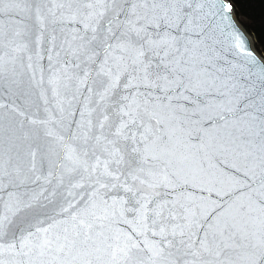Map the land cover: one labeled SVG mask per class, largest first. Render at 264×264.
I'll return each mask as SVG.
<instances>
[{
	"label": "snow or ice",
	"instance_id": "6c2138e0",
	"mask_svg": "<svg viewBox=\"0 0 264 264\" xmlns=\"http://www.w3.org/2000/svg\"><path fill=\"white\" fill-rule=\"evenodd\" d=\"M246 2L0 0V264H264Z\"/></svg>",
	"mask_w": 264,
	"mask_h": 264
},
{
	"label": "trees",
	"instance_id": "16d2710c",
	"mask_svg": "<svg viewBox=\"0 0 264 264\" xmlns=\"http://www.w3.org/2000/svg\"><path fill=\"white\" fill-rule=\"evenodd\" d=\"M241 22L246 25L247 32L257 47H264V3L260 0H251L244 3L239 9Z\"/></svg>",
	"mask_w": 264,
	"mask_h": 264
},
{
	"label": "water",
	"instance_id": "95a60500",
	"mask_svg": "<svg viewBox=\"0 0 264 264\" xmlns=\"http://www.w3.org/2000/svg\"><path fill=\"white\" fill-rule=\"evenodd\" d=\"M247 34L249 35V37H251L252 38V36L247 32ZM254 43V42H253Z\"/></svg>",
	"mask_w": 264,
	"mask_h": 264
}]
</instances>
